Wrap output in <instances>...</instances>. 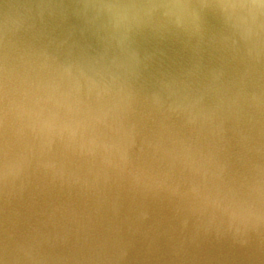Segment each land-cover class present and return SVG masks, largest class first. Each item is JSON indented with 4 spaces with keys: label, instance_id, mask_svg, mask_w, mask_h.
<instances>
[{
    "label": "clouds",
    "instance_id": "clouds-1",
    "mask_svg": "<svg viewBox=\"0 0 264 264\" xmlns=\"http://www.w3.org/2000/svg\"><path fill=\"white\" fill-rule=\"evenodd\" d=\"M112 187L100 235L45 218ZM0 206V264H264V0H0Z\"/></svg>",
    "mask_w": 264,
    "mask_h": 264
},
{
    "label": "water",
    "instance_id": "water-1",
    "mask_svg": "<svg viewBox=\"0 0 264 264\" xmlns=\"http://www.w3.org/2000/svg\"><path fill=\"white\" fill-rule=\"evenodd\" d=\"M125 195L122 189L116 187L64 194L49 209V214L45 218L50 223H58L73 231L100 235L109 224L123 219L122 205ZM0 221H2V206H0ZM201 255L199 264H259L248 254L236 252L226 245H205ZM160 256H163V249ZM133 264H168V262L154 258L148 261H134Z\"/></svg>",
    "mask_w": 264,
    "mask_h": 264
}]
</instances>
